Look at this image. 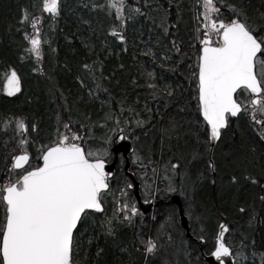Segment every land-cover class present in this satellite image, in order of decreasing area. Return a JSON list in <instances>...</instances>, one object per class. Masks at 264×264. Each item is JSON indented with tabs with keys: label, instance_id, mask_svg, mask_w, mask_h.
Returning a JSON list of instances; mask_svg holds the SVG:
<instances>
[{
	"label": "trees",
	"instance_id": "obj_1",
	"mask_svg": "<svg viewBox=\"0 0 264 264\" xmlns=\"http://www.w3.org/2000/svg\"><path fill=\"white\" fill-rule=\"evenodd\" d=\"M126 2L140 7L147 15L137 14L127 22V43L122 44L110 35V26L117 24L118 20L115 19L114 10L112 15L108 14L106 0H61V15L55 19L41 11L42 0H0V178L10 168L11 157L18 154L13 151L19 139L14 118H24L29 125L36 123L37 131L33 133L31 128L29 130V135L36 141L29 147L36 162V149L55 135L57 115L64 119L69 115L62 96L67 98L69 106L74 109L73 119H83L82 114L91 113L92 119L98 120L108 110L107 106L101 108L100 104V100L109 99L108 94L102 90L107 88L112 94L114 110L121 107L119 102L122 100L124 117L133 121L137 118L146 121L141 127L133 124L135 136L138 137L134 139L136 152L142 163H145L143 172L147 174L146 181L151 183L152 195L159 188L158 194H161L158 196L165 201L156 209L157 221L140 223L135 228L126 227L125 223L120 224L118 219L115 220V237L105 236L98 227L91 226L92 221H89L90 226L84 232V238H81L80 264H205L197 243L200 241L198 237L201 234L206 237L202 247L205 255H208L213 250V236L221 222L229 227L226 240L234 253H239L242 259L248 261L247 264H264V201L259 199L264 195V188L247 182L237 188L228 182L229 174L234 171L239 173L242 167L257 175L264 169V141L253 130L250 118L241 115L230 120L222 141L212 152L206 151L202 143H196L194 134L197 121L202 120L196 112L195 84L191 82V72L195 70V54L199 48L195 38L196 0ZM242 2L251 11H264L261 6L264 0ZM93 3L105 7L92 8ZM85 4L89 6L84 7ZM159 5L168 8L170 24L175 25L177 14L180 16L178 31L174 27L168 35L162 32L158 26L161 14ZM23 9L40 17L38 27L49 39L48 45L43 48L44 55L40 64L25 51L30 45L24 33L32 34L33 28L30 22H21ZM128 11L126 8V15ZM148 16L155 19L156 23L148 19ZM172 40L177 41L180 53L170 51ZM125 48L126 51L123 50ZM164 56L170 59L165 60ZM94 62H97L95 81L83 68L85 63ZM98 62H102V65ZM10 67L15 68L21 78V91L14 97H7L3 91L4 72ZM34 67H42L43 72H33ZM149 72L154 73V77L150 78ZM77 76L85 80L87 88L80 85ZM101 76L105 79L102 88L98 90L95 82L100 81ZM150 84L158 87L153 89L149 87ZM165 86L171 87L172 96L162 91ZM88 88L93 93L98 92L99 99L89 97ZM145 105L151 112L145 110ZM129 108L134 111L130 112ZM5 121L11 123L6 125ZM173 122L177 125L174 132L179 135H166L161 139V129H169ZM104 131L98 127L95 135L99 137ZM193 149L203 154L200 159L188 165L190 180L196 181L197 185L191 211L201 219L197 223L189 219L193 236V239H189L180 226L178 207L168 202L172 193L166 191L167 177H171L174 185L179 188L184 169L174 174L170 170L166 172L165 165L169 160L175 163L177 158L182 163L191 161ZM210 155H214L217 162L216 172L206 168L205 160ZM201 172L202 177L199 176ZM183 179L189 195H192L189 178ZM125 180L120 167L111 181L110 193L120 192ZM175 193L181 197L184 209V197L179 191ZM240 206L246 208L244 213L238 211ZM173 209H176L175 218L170 220ZM253 211L255 219L250 225L249 215ZM105 214L113 216V207H106ZM101 218L102 215H97V224ZM200 224L204 225L203 233ZM150 236L157 239L159 249L155 256L147 255L145 258L143 245L139 244L138 238L148 239ZM90 237L91 244L88 243ZM97 247L104 249L99 257L95 255Z\"/></svg>",
	"mask_w": 264,
	"mask_h": 264
},
{
	"label": "snow or ice",
	"instance_id": "obj_2",
	"mask_svg": "<svg viewBox=\"0 0 264 264\" xmlns=\"http://www.w3.org/2000/svg\"><path fill=\"white\" fill-rule=\"evenodd\" d=\"M106 3L108 14L112 15L114 10L115 19L118 20L117 24L110 26V35L114 40L126 44L127 22L137 14H147L140 7L128 5L126 0H106ZM196 3L195 38L199 48L195 54V70L191 72V82L195 84L196 112L202 117V120L197 121V131L194 134L196 143H202L206 151L212 152L222 141L230 119L241 115L250 118L253 130L264 141V11H251L242 0H196ZM91 6L105 7L95 3ZM261 6L264 7V2ZM126 8L129 9L127 15ZM158 8L161 12L158 26L162 32L168 35L174 27L178 31L180 16L177 14L175 25L170 24L168 8L163 5ZM177 10L179 11V5ZM41 11L51 14L53 19L59 17L62 11L61 0H42ZM147 18L153 19L150 16ZM21 22H30L33 28L32 34L24 33L30 45L25 51L40 64L44 55L42 44L46 42L42 40L41 29L38 27L41 19L23 9ZM153 23H156L155 19ZM171 45L170 51L180 53L181 48L176 40H172ZM123 50L126 51V48ZM164 59L170 57L164 56ZM96 63L83 65L94 81ZM98 63L102 65V62ZM120 67L123 68V65ZM32 71L42 73L43 69L34 67ZM148 76L154 77V73L149 72ZM3 79V91L8 96H14L21 91V78L15 68L10 67L5 71ZM103 79L105 78L101 76V80L95 82L96 89L102 88ZM77 80L82 87H88L83 78L77 76ZM149 87L156 89L158 86L150 84ZM102 90L108 94L109 99L100 100L101 108L107 106L108 110L98 120H93L91 113L82 114L83 119H73L74 109L69 106L67 98L62 96L69 115L67 119L57 115L55 135L36 149V164L31 163L33 157L29 147L36 141L29 135V130L31 128L35 133L37 125H29L24 118H14L19 139L17 148L13 151L18 154L11 157V167L0 178V209L3 210L0 221V264H80L81 237L88 230L89 221H92L91 226L98 227L105 236L115 237L117 226L114 221L120 219L131 223L133 216L139 213L135 203L125 202L120 217L115 213L111 217L107 216L104 199L114 176L107 165L119 152L120 146L127 148V145H114L130 137L138 139L133 124L141 127L146 121L139 118L133 121L124 117L122 100L119 102L121 107L114 110L111 92L107 88ZM162 91L169 96L173 95L170 86H165ZM88 94L89 97L95 96L99 99L98 92L93 93L91 88H88ZM155 95L154 92L153 97ZM145 110L151 112L147 105ZM129 111L134 110L129 108ZM9 123L11 122L5 121L6 125ZM98 127L106 130L99 137L95 135ZM176 128L177 125L173 122L169 129H161V139L166 135H179L174 132ZM202 155L198 149H193L191 161L182 163L177 158L175 163L169 160L165 165V171L170 170L174 174L181 168L184 169L179 188L174 185L171 177H167L166 191H179L185 200L183 211L193 223L201 218L191 211L197 185L196 181L190 180L188 165ZM133 156L137 161L141 159L136 150H133ZM118 158L123 164L125 157L121 155ZM205 165L211 172L218 170L214 155L208 156ZM199 176L202 177L203 173H199ZM183 177L189 178L192 195H189ZM262 181L264 169L257 175L242 167L239 173L234 171L228 177L229 184L237 188L242 187L244 182L264 188ZM125 186L132 187L127 180ZM155 191L159 192L160 189L156 188ZM152 194L150 191L149 195ZM259 199L264 201V195ZM238 211L244 213L246 208L240 206ZM97 214H102L98 224ZM175 214L176 209H173L169 219L174 220ZM254 219L253 211L249 215L248 223L251 225ZM218 227L219 231L213 236L214 250L209 255L215 257L219 264H225L224 258H234L239 253H234L225 239L226 233L230 231L228 225L221 222ZM200 231H205L203 224H200ZM198 239L203 242L206 237L201 234ZM91 242L92 237L88 240L89 244ZM138 242L143 245L145 258L147 254L154 255L159 249L157 239L139 237ZM252 243L255 244V241ZM102 253L104 249L97 247L95 255L99 257Z\"/></svg>",
	"mask_w": 264,
	"mask_h": 264
},
{
	"label": "water",
	"instance_id": "obj_3",
	"mask_svg": "<svg viewBox=\"0 0 264 264\" xmlns=\"http://www.w3.org/2000/svg\"><path fill=\"white\" fill-rule=\"evenodd\" d=\"M233 118H235V117H233ZM120 145H127V148L122 147ZM118 146H120L119 147V152L114 155L113 161L107 165V168H108V170H110V171H112L114 173L115 170H116V167L118 165V159H119L118 157L120 155L125 157V160H124V172H125V175L132 181V190H133V193H134V195H135V197L137 199V202H138L136 206H137L138 209H140L141 207H146L147 210L144 211L143 214H147L150 211L151 207H152V203H144L141 200L140 183L136 179L134 173H132L130 171L131 164H130L129 155L134 150L132 141L129 138L126 141H120V142H117L116 145H114V147H118ZM169 203L174 204V205H176L178 207L181 227L185 230L186 237L189 238V239H193V236L191 235V232H190L189 220L185 216V213L183 211V203H182V200H181L180 196L179 195L171 196V198L169 200ZM218 231H219V228H218ZM197 243H198V245L200 247L202 256H203V258H204V260L206 261L207 264H219V262L216 260L215 257H213L211 255L210 256H206L203 253L202 241H197ZM224 261H225V264H234V261H233L232 257L224 258Z\"/></svg>",
	"mask_w": 264,
	"mask_h": 264
},
{
	"label": "flooded vegetation",
	"instance_id": "obj_4",
	"mask_svg": "<svg viewBox=\"0 0 264 264\" xmlns=\"http://www.w3.org/2000/svg\"><path fill=\"white\" fill-rule=\"evenodd\" d=\"M29 152L31 153L30 149H29ZM112 160H113V158H112ZM111 161H109V162H111ZM131 165H132V162H131ZM132 171H133V167H132ZM127 190H128L127 192H124V189L122 188L120 192L115 194V196H114V198L112 200H111V198H108L106 201H104V205H106V206L109 205V206L113 207V212L115 213V215L117 217H120L122 215V205H123V203H125V202H128L129 204L135 203V205H137L136 199L134 197V194H133L131 188H127ZM125 193H127V195H125ZM141 194H142V201L143 202H153L154 203L153 208L157 209L160 205L164 204L163 203V199L159 198L158 195L150 196V195H144L143 193H141ZM153 208L151 209V212L149 214L144 215L143 212L146 211L147 208L146 207H141L139 209V213L137 215L133 216L131 223H128L126 221H121L120 219H118V222L120 224H124L125 223L126 227H135L136 228V226L138 224H140V223L149 222L150 220L151 221H157L156 209H155V211H153L154 210ZM151 238H154V237H151ZM157 252L154 255L153 254H147V255L153 257V256H155L157 254Z\"/></svg>",
	"mask_w": 264,
	"mask_h": 264
},
{
	"label": "rangeland",
	"instance_id": "obj_5",
	"mask_svg": "<svg viewBox=\"0 0 264 264\" xmlns=\"http://www.w3.org/2000/svg\"><path fill=\"white\" fill-rule=\"evenodd\" d=\"M44 14H49V13H46V12H43ZM49 15H51V14H49ZM41 38H42V40L43 41H46L45 43H43L42 44V48H44V46H47L48 45V43H49V39H48V37L46 36V34H41ZM134 139V138H133ZM133 162H135L137 165H139V164H143L142 163V161H141V159L140 160H135V157L133 156ZM145 174L146 173H143V176H145ZM156 176V175H155ZM155 179L157 180L158 178H157V176L155 177ZM150 189H151V183H149V182H144V184H143V189H142V191H143V194L144 195H149V191H150ZM1 216H0V221H2V217H3V210L1 209ZM156 217H158V215H156ZM84 235V234H83ZM81 238H84V237H81Z\"/></svg>",
	"mask_w": 264,
	"mask_h": 264
}]
</instances>
